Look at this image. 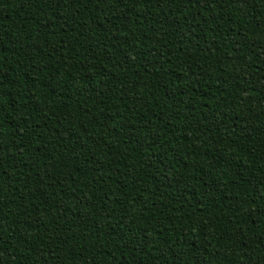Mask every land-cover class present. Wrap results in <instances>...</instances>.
<instances>
[{"label": "trees", "instance_id": "trees-1", "mask_svg": "<svg viewBox=\"0 0 264 264\" xmlns=\"http://www.w3.org/2000/svg\"><path fill=\"white\" fill-rule=\"evenodd\" d=\"M0 264H264V0H0Z\"/></svg>", "mask_w": 264, "mask_h": 264}]
</instances>
